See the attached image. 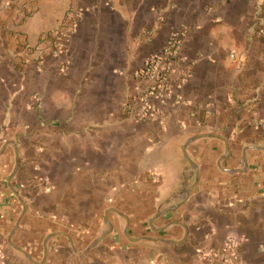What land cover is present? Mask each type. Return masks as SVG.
<instances>
[{
    "label": "crops",
    "instance_id": "1",
    "mask_svg": "<svg viewBox=\"0 0 264 264\" xmlns=\"http://www.w3.org/2000/svg\"><path fill=\"white\" fill-rule=\"evenodd\" d=\"M0 264H264V0H0Z\"/></svg>",
    "mask_w": 264,
    "mask_h": 264
},
{
    "label": "built area",
    "instance_id": "2",
    "mask_svg": "<svg viewBox=\"0 0 264 264\" xmlns=\"http://www.w3.org/2000/svg\"><path fill=\"white\" fill-rule=\"evenodd\" d=\"M7 4L9 6L12 3ZM27 7V3H23L21 11H26ZM180 44V35L175 34L160 53L151 56L146 61L144 69L140 72L143 85L134 97L137 104L135 115L138 120L145 121L157 118L156 104L163 102L172 91L169 81L176 73V69L173 67V59L178 53ZM239 244V238L229 237L225 242V247L234 249Z\"/></svg>",
    "mask_w": 264,
    "mask_h": 264
},
{
    "label": "rangeland",
    "instance_id": "3",
    "mask_svg": "<svg viewBox=\"0 0 264 264\" xmlns=\"http://www.w3.org/2000/svg\"><path fill=\"white\" fill-rule=\"evenodd\" d=\"M27 10L28 9H26V11ZM70 15L73 18H77V15L74 13H70ZM70 34H72V33H70L67 30V27H64V29L55 31L49 37H46L44 39V42L48 41V43L47 44L44 43L45 45L43 43H39L35 47L26 45L25 46L26 52L27 51L30 52V51L34 50L38 53L37 60H36L35 64L30 65V67L33 66L36 71L40 72L41 70H39V69L43 68V66L47 62V54L52 55L54 58L62 59L68 50V47L66 46L65 41H67L69 39ZM65 70H66L65 65H62L60 68V71L63 72ZM40 101H41V99L38 96H32V98L30 100V102L33 105H37Z\"/></svg>",
    "mask_w": 264,
    "mask_h": 264
},
{
    "label": "water",
    "instance_id": "4",
    "mask_svg": "<svg viewBox=\"0 0 264 264\" xmlns=\"http://www.w3.org/2000/svg\"><path fill=\"white\" fill-rule=\"evenodd\" d=\"M202 136H214V137H220V136H217V135H209V134H206V135H202ZM202 136H200V137H202ZM198 137H196V138H194V139H197ZM194 139H192V140H194ZM222 139H224V138H222ZM191 140V141H192ZM186 148H187V146L186 147H184V152H185V155H186V158L189 160V161H191L190 160V158H189V156H188V154H187V152H186ZM197 179H198V176H197ZM191 190H192V188L191 189H189V193L191 192ZM113 210V209H112ZM115 211V210H114ZM110 212V211H109ZM115 212H117V211H115Z\"/></svg>",
    "mask_w": 264,
    "mask_h": 264
}]
</instances>
